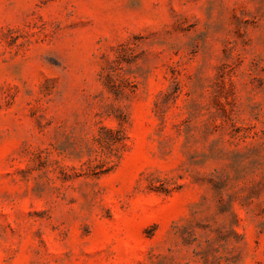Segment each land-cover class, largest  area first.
<instances>
[{
    "label": "rangeland",
    "instance_id": "obj_1",
    "mask_svg": "<svg viewBox=\"0 0 264 264\" xmlns=\"http://www.w3.org/2000/svg\"><path fill=\"white\" fill-rule=\"evenodd\" d=\"M0 264H264V0H0Z\"/></svg>",
    "mask_w": 264,
    "mask_h": 264
}]
</instances>
